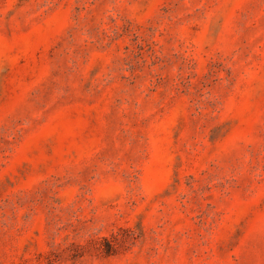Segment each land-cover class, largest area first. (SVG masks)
<instances>
[{
	"label": "rangeland",
	"instance_id": "1",
	"mask_svg": "<svg viewBox=\"0 0 264 264\" xmlns=\"http://www.w3.org/2000/svg\"><path fill=\"white\" fill-rule=\"evenodd\" d=\"M0 264H264V0H0Z\"/></svg>",
	"mask_w": 264,
	"mask_h": 264
}]
</instances>
